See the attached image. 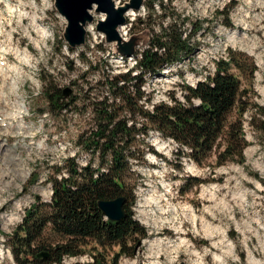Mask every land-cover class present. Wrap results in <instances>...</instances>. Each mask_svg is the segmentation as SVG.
I'll use <instances>...</instances> for the list:
<instances>
[{
  "label": "rangeland",
  "instance_id": "rangeland-1",
  "mask_svg": "<svg viewBox=\"0 0 264 264\" xmlns=\"http://www.w3.org/2000/svg\"><path fill=\"white\" fill-rule=\"evenodd\" d=\"M113 1L122 5L132 0ZM146 1L154 6L149 18ZM158 1L145 0L139 9H128L127 20L119 27L137 51L143 49L150 30L161 29ZM160 1L168 7L166 11L180 15L177 27L193 33L190 41L195 48L159 75L143 77L145 98L150 99L143 98L144 107L169 102L170 95L183 101V86L211 73L214 60L225 57L227 49L242 52L256 67L250 79L240 77L248 103L243 115L248 145L243 163L214 166L212 157L199 165L187 155H176V142L149 130L141 146L143 160H132L138 174L133 216L148 236L135 243L133 256H120L119 264H264V185L259 179L264 178V132L258 128L262 125L258 121H264V0ZM9 5L13 11H7ZM91 14L93 19L85 26L86 43L72 47L65 37L67 21L55 0H0V44L6 47L0 49V58L8 66L5 73L0 72V92L5 94L0 95V117L10 120L9 126L0 121V246L5 249L0 264H15L6 251L7 240L22 221L23 210L48 203L47 183L66 175L56 173L55 167L68 157L83 166L91 157L76 144L79 133L93 124L92 109L78 102L80 96L103 74L126 72L140 56L122 58L114 53V44L106 42L105 34L96 28L104 13L93 9ZM168 21L165 18L163 25ZM34 23L44 33L36 31ZM193 23L201 24L195 32ZM35 41H40L39 46ZM15 51L20 55L15 56ZM136 73L134 69L131 75ZM44 78L54 88L71 89L66 102L77 97L62 116L47 109ZM17 100L23 105L20 113L13 105ZM250 117L257 122L252 125ZM52 238L46 231L43 240L49 243ZM117 250V246L107 248L110 255ZM90 261V254L84 253L65 257L61 264Z\"/></svg>",
  "mask_w": 264,
  "mask_h": 264
},
{
  "label": "trees",
  "instance_id": "trees-1",
  "mask_svg": "<svg viewBox=\"0 0 264 264\" xmlns=\"http://www.w3.org/2000/svg\"><path fill=\"white\" fill-rule=\"evenodd\" d=\"M158 2L161 29L150 30L147 44L135 53L140 56L133 67L111 76L103 74L78 99L82 105L91 107L93 124L89 131L79 133L76 144L91 157L83 166L68 157L55 167L56 173L66 175L51 178V199L48 203L31 205L7 240L16 264L61 263L66 256L84 253L92 257L90 264H119L120 256H133L135 243L148 233L133 216V187L138 174L132 168V160H143L145 150L141 146L151 129L178 144L176 155H187L199 165L212 157L214 166L244 162L248 141L243 115L248 103L240 77L246 75L250 79L256 67L242 52L227 49L225 57L214 60L215 69L204 80L183 86V101L170 95L169 102L160 100L152 103L151 108L144 107L143 77L159 75L164 67L191 54L195 48L190 41L193 33L177 27L180 15L166 11L168 7ZM145 4L149 18L154 6L152 1ZM165 18L169 21L163 25ZM193 25L194 32L201 27L200 23ZM134 69L137 73L131 75ZM43 80L47 109L54 116H62L77 97L68 103L64 100L68 96L63 94L64 89L54 88L50 80ZM257 120L250 117L252 125ZM258 123L264 132V121ZM146 148L153 150L149 145ZM259 179L264 185V178ZM118 196L125 197V217L110 220L98 202ZM46 231L55 237L54 241L43 240ZM113 246L118 250L110 255L107 248Z\"/></svg>",
  "mask_w": 264,
  "mask_h": 264
},
{
  "label": "water",
  "instance_id": "water-1",
  "mask_svg": "<svg viewBox=\"0 0 264 264\" xmlns=\"http://www.w3.org/2000/svg\"><path fill=\"white\" fill-rule=\"evenodd\" d=\"M144 1L132 0L122 5H116L113 0H55V7L67 21L65 37L72 47L86 43L85 26L87 22L93 19L91 10L95 9L96 12H102L105 15L104 18L97 21V30L105 34L106 42L114 44V53L129 56L134 55L137 49L135 46L128 45L130 39L127 40L120 33L119 27L126 22L125 14L128 9L137 10ZM149 36L143 46L147 44ZM70 92L69 87L63 90L65 96L69 95ZM124 201V196H118L110 200H100L98 206L107 218L117 221L125 217ZM40 255L41 253H39Z\"/></svg>",
  "mask_w": 264,
  "mask_h": 264
},
{
  "label": "bare ground",
  "instance_id": "bare-ground-1",
  "mask_svg": "<svg viewBox=\"0 0 264 264\" xmlns=\"http://www.w3.org/2000/svg\"><path fill=\"white\" fill-rule=\"evenodd\" d=\"M21 3H22V2H21ZM18 5H19V4H18ZM21 7H22V6H21ZM16 9H17V8H16ZM7 11H8V12L13 11V7H12L11 5H9L8 8H7ZM20 14H21V13H20ZM3 17H4V16H3ZM3 19H4V18H3ZM32 20H34V22L37 21V20L35 19L34 16L32 17ZM0 22H2L1 19H0ZM31 22H32V21H31ZM34 26H35L36 31H39V32H41V33H44V28H43L42 26L38 25L37 23H36V24L34 23ZM120 27H121V26H120ZM122 28H123V27H122ZM46 33H47V32H46ZM46 33H45V35H46ZM39 35H40V34H39ZM43 35H44V34H42V36H43ZM47 35H48V34H47ZM41 38H42V37H40V39H41ZM35 42H36L37 46H39L40 41H39V42H38V41H35ZM10 48H11V47H10ZM0 49H1V50H5L6 47L3 46L2 44H0ZM15 49H16V48H15ZM15 49H14V50H15ZM17 49H18V48H17ZM8 50H9V49H8ZM13 52H14V51H13ZM15 53H16V54H15ZM15 53H14L15 56H16V55H18V56L20 55V54H19V51H18V52L15 51ZM21 57H24V58H25V56H22V55H21ZM19 59H21V58H19ZM26 59H27V58H26ZM20 61H21V60H20ZM20 61H19V62H20ZM21 63H22V62H21ZM5 64H6V63H4V64L0 63V72H1V73H5V72H6V69H7L8 66L6 67ZM12 66H13V65H11V69H12V68H15V66H13V67H12ZM9 68H10V67H9ZM16 69H17V67H16ZM18 70H20V69H18ZM15 72H16V71H15ZM13 73H14V72H13ZM18 74H19V72H18ZM18 74H17V75H18ZM1 76H2V75H1ZM13 76H14V75H13ZM2 78H3V77H2ZM11 80H13V79H11ZM11 82H12V81H11ZM14 82H16V81H14ZM16 83H17V82H16ZM12 85H13V84H12ZM13 86H15V85H13ZM0 95L3 97V95H5V94H4V92L1 91V92H0ZM13 103H14L13 105L16 107V110H15V111H17L18 113L22 112V110H21V108L23 107L22 103L19 102L18 100L15 101V102H13ZM9 112H10V111H9ZM14 113H15V112H14ZM21 116H22V114H21ZM7 117H8V116H7ZM17 117H18V116H17ZM17 127H18V128H21V127H23V126H22L21 124H18ZM8 156H9V155H8ZM12 157H13V156H12ZM7 158L9 159V157H7ZM9 160L11 161V159H9ZM9 160H8V161H9ZM10 163H12V162H10ZM10 217H11V216H9L8 218H10ZM6 219H7V218H6Z\"/></svg>",
  "mask_w": 264,
  "mask_h": 264
},
{
  "label": "built area",
  "instance_id": "built-area-1",
  "mask_svg": "<svg viewBox=\"0 0 264 264\" xmlns=\"http://www.w3.org/2000/svg\"><path fill=\"white\" fill-rule=\"evenodd\" d=\"M120 57H129V56H126V55H124V56H121V55H119ZM135 62H136V60H135ZM215 69V66L213 67V70ZM205 77H206V75H205ZM205 77L203 78V79H200V80H204L205 79ZM195 101V103H198V99H195L194 100ZM86 164V163H85ZM47 187L50 189V191H49V194H50V196L52 195V188H51V183H50V181L47 183ZM24 212H25V209L23 210V215H24ZM6 251L9 253L10 251H9V249L8 248H6ZM5 255V249H4V247H3V245H1L0 246V257H3ZM65 258H63V260H64ZM62 260V261H63ZM92 260V259H91Z\"/></svg>",
  "mask_w": 264,
  "mask_h": 264
}]
</instances>
